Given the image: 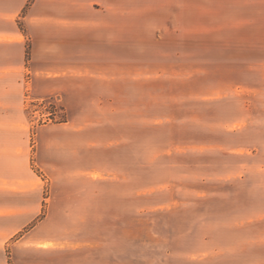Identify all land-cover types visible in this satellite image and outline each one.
I'll list each match as a JSON object with an SVG mask.
<instances>
[{"label":"rangeland","instance_id":"1","mask_svg":"<svg viewBox=\"0 0 264 264\" xmlns=\"http://www.w3.org/2000/svg\"><path fill=\"white\" fill-rule=\"evenodd\" d=\"M132 1L115 63L27 97L0 149V264L257 263L264 99L222 83L204 0Z\"/></svg>","mask_w":264,"mask_h":264},{"label":"crops","instance_id":"2","mask_svg":"<svg viewBox=\"0 0 264 264\" xmlns=\"http://www.w3.org/2000/svg\"><path fill=\"white\" fill-rule=\"evenodd\" d=\"M128 2L129 8L127 0H0V149L23 147L21 130L30 129L27 97L44 96L53 92L44 86L85 75L86 60L115 63L117 27L124 22L129 29L125 14L132 13L133 1ZM176 3L180 17L196 13L194 0ZM203 3L210 33L220 32L222 83L227 77V83L247 85L251 77L253 94L264 99V0ZM259 225L252 222L253 228ZM260 236L255 240L264 246ZM253 253L256 264H264V248ZM13 260L6 256L4 264Z\"/></svg>","mask_w":264,"mask_h":264}]
</instances>
